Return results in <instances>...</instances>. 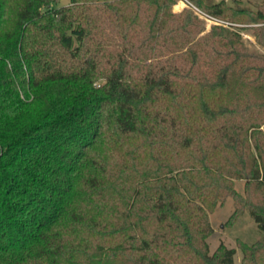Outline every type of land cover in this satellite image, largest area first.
Here are the masks:
<instances>
[{
  "label": "trees",
  "instance_id": "trees-1",
  "mask_svg": "<svg viewBox=\"0 0 264 264\" xmlns=\"http://www.w3.org/2000/svg\"><path fill=\"white\" fill-rule=\"evenodd\" d=\"M57 1L0 0V264H234L204 207L264 231V0H190L262 52L173 0Z\"/></svg>",
  "mask_w": 264,
  "mask_h": 264
},
{
  "label": "rangeland",
  "instance_id": "rangeland-1",
  "mask_svg": "<svg viewBox=\"0 0 264 264\" xmlns=\"http://www.w3.org/2000/svg\"><path fill=\"white\" fill-rule=\"evenodd\" d=\"M207 2H218L220 0H206ZM230 6L254 9L262 0H225ZM70 5V0H58L54 6H68ZM184 8H181L180 4H177L176 0H173L172 10L173 12H180ZM194 14V13H193ZM195 15V14H194ZM196 16V15H195ZM201 22L202 31L199 35H204L209 33L213 26L203 19L196 16ZM233 25L220 26L226 28L235 34H237L241 42L249 50L255 52H262V47L257 43L255 39L254 30L258 24H247L239 22H231L225 18H221ZM102 79L98 80V83H102ZM234 188L238 193L244 192L245 181L235 179ZM257 192L254 191L253 195ZM205 218L211 229V231L205 236V242L208 246V251L212 254L220 244H223L227 248H233L235 250L234 264H251L249 261L244 262V248L251 247L255 244L264 242V231L260 230L258 225L255 223L253 218L250 216L247 208L237 209L235 207L234 199L231 196H226L220 198L212 208H208L205 205ZM160 253V254H159ZM156 254L161 257L164 255L166 262L174 263L178 261L179 264H193L191 261L181 262V254L173 249H162ZM264 257V256H263ZM104 264V263H100ZM110 264H118L116 262H111ZM257 264H264V260L257 262Z\"/></svg>",
  "mask_w": 264,
  "mask_h": 264
},
{
  "label": "built area",
  "instance_id": "built-area-1",
  "mask_svg": "<svg viewBox=\"0 0 264 264\" xmlns=\"http://www.w3.org/2000/svg\"><path fill=\"white\" fill-rule=\"evenodd\" d=\"M177 4L181 5V8H188L190 9L196 16H198L200 19L205 20L206 22L212 24V25H218V26H228L233 25L225 20H222L219 17L213 16L210 13L204 11L202 8L191 2L190 0H176Z\"/></svg>",
  "mask_w": 264,
  "mask_h": 264
}]
</instances>
